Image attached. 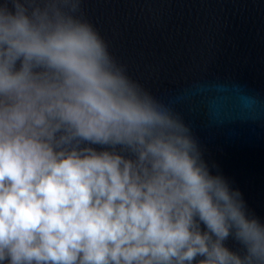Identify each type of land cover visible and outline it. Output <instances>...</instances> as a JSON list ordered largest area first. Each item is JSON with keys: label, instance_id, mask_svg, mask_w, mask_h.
<instances>
[{"label": "clouds", "instance_id": "obj_1", "mask_svg": "<svg viewBox=\"0 0 264 264\" xmlns=\"http://www.w3.org/2000/svg\"><path fill=\"white\" fill-rule=\"evenodd\" d=\"M80 2L0 0V264H264V222Z\"/></svg>", "mask_w": 264, "mask_h": 264}, {"label": "water", "instance_id": "obj_2", "mask_svg": "<svg viewBox=\"0 0 264 264\" xmlns=\"http://www.w3.org/2000/svg\"><path fill=\"white\" fill-rule=\"evenodd\" d=\"M80 12L264 222V0H81Z\"/></svg>", "mask_w": 264, "mask_h": 264}]
</instances>
